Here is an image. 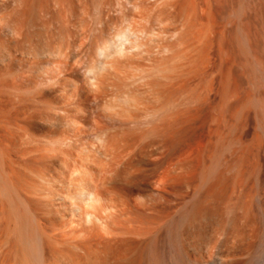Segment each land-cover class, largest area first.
<instances>
[{
  "label": "rangeland",
  "instance_id": "374dc122",
  "mask_svg": "<svg viewBox=\"0 0 264 264\" xmlns=\"http://www.w3.org/2000/svg\"><path fill=\"white\" fill-rule=\"evenodd\" d=\"M29 49L40 54L33 52L34 55H32V53H29ZM77 79H80V81ZM93 81L98 82V85L93 83L98 88L90 84ZM167 86V89H169L167 91L168 94L165 92ZM127 92L133 97V100L130 99L131 97L126 98L133 101V104H131L128 100L129 104L132 105L127 104L129 110L133 108L136 98L139 99L138 101L136 100L139 103L140 100L142 102H144L143 99L147 100V97L150 99L153 96L154 98L152 99H155V96L158 97V95L167 97L170 95V99L177 96L181 99L180 102H183V104L180 103L181 105L179 103L171 105L173 112H177L174 108L180 105L177 108L179 110L182 108L177 112L179 114L181 112L180 116H184L182 114L184 110L185 113L186 111H190V113L187 112L188 115L186 116L185 114L186 117H182V119H185L182 120V122L184 121L183 125L180 120H175L176 122L180 121L181 125L177 126L174 133L172 132V137L168 135L171 131L167 134L168 138L166 135V139H169L167 141L164 139L165 135L163 137V134L173 128L170 129L169 127V130L165 128L170 126L171 120L173 119L174 121L177 113L170 112V115L174 114L171 120V117H167L169 114L164 115L163 118L162 113L165 112L164 110L167 109L168 105L166 109H164V105L162 106L163 112L160 114L164 120L167 118V123L163 124H168V118L170 123L160 131L159 126L161 125L158 124L161 120L158 119L160 115L158 108V117L156 116L158 120L156 121L155 119V121L156 123L159 122L157 124L158 130L162 135L158 137V140L160 138L162 141L159 140V142H163L166 146L158 141L160 146L158 144L155 145L156 141L153 137H157L151 132L153 137L150 134L148 135V133L147 135L154 142L149 140L153 145L148 142L147 139L149 137L144 136V139L147 140H144L145 143L142 140H137L138 145L140 144L139 141L142 144L139 147L136 145L134 148L135 142L129 143V148L133 144L134 154L141 145L144 146L147 142L151 144H148L149 146H153V149L158 147L157 151H159V148L164 150L163 146L168 148H165L163 152L161 151L162 155L161 152L157 154L156 151V153L153 152L152 156L149 153L150 157H148L143 154L149 151V146H147L148 150L143 148L144 152L142 153L141 149L140 155L137 157L134 156L133 151L127 153L126 150L123 151V147H120L126 153L125 155L129 154L127 155L128 157L131 156V153L133 154L132 160H130L132 162L130 163L127 160L130 166H128V163L125 165L126 159L124 160V158L127 156L121 154L124 156H121L120 162L123 163V160L125 161L124 164L121 163L122 165L119 163L121 166L133 168L135 169L134 171L138 170L139 174L140 169H142L141 173H143L145 168V171L148 172L149 169L147 170V168L155 169V165L157 163L162 164L163 160L165 161L162 164L163 168H166V165L170 162L173 163L168 164L167 168L171 165V168H176V166H179L180 156H182L181 162L185 168H188V163L191 164L194 161L193 159H195L199 162L198 168H232L244 171L264 170V0H0V264L38 263V245L36 244H40V242L37 237L38 234L39 238L44 235L42 234L44 233L42 232L43 229L41 230V219L45 215L46 210L44 209H47L46 200L40 191L43 186V183H41L43 178L40 176L46 174V170L42 169L44 166L41 167V165H44L43 162L41 164L43 160L39 157H43V152L41 151L46 149L44 147L47 146V149H49V145L54 146L52 138L60 140V145L64 143L65 145L61 146V148L64 147L63 149H66V145L69 144L70 140L73 142L75 140V144L70 142L68 150L72 145L79 147L82 144L81 148L85 147L82 149L83 151L81 148L77 150L84 153L87 151V154L88 150L94 152L95 146L100 147L99 145L103 144L100 143L102 141L108 144L112 136L116 134L119 137H123L122 139L119 138L122 143L123 139L129 141L127 137L131 140L130 137L134 133L130 136L128 134L135 131L130 127L134 125L138 128L143 121L137 120L139 124L137 125L136 122L135 125V122L129 119L130 122L128 123L125 122L126 119H123L125 124H121L123 121L120 118H123V115L117 114L120 116L118 118L117 115H108L110 110L113 109L110 107L117 101H121L122 98L118 97L124 93L128 94ZM61 93L66 94L60 96ZM162 97H159L157 101L155 100L157 105L155 101H151L150 104L153 102L154 106H152L156 109ZM100 98L101 102L102 100L104 102H102L103 105H111L110 107L108 106L109 110L105 107L103 109L100 108L103 105L98 106L96 102H100ZM95 99H97L95 101L96 105L90 103L94 102ZM170 99L165 98L163 102ZM87 100L89 103L86 102ZM125 101L123 100L124 104L128 103ZM172 101L174 103L177 102ZM47 102L50 105L53 103L51 106L48 105V110L52 107L55 109L48 112ZM55 102L59 106L58 109L63 107L62 112L66 111V114L63 115L60 110L63 116L60 113H56L59 111L56 109L58 106L56 104V107L54 106ZM75 102L78 109L75 107ZM70 103L73 105H70ZM123 103L122 106L124 107ZM166 103L164 104L166 105ZM44 104L46 105L44 106ZM61 104L62 106H60ZM139 104L141 105V102ZM139 104L136 105L135 103V106ZM145 104L143 103L144 106ZM143 105H141L143 109L138 106L136 110L140 108L143 110V114L144 112L148 113L147 107L144 108ZM89 106H92L91 108L93 109H100L92 111ZM182 106L185 108L187 106V110ZM153 107H148L149 111ZM44 108L45 110H43ZM72 108L77 109V111ZM115 108H118L116 110L120 111L121 114L127 115L125 113L126 110H120L119 106ZM79 109L83 110L79 112ZM169 109L170 107L167 109L168 112ZM151 111L153 112V110ZM101 112L103 113L101 114ZM137 112L139 110L135 113ZM45 113L48 115L47 117ZM67 113L69 115L72 114L71 117L73 116L74 120L76 119L75 121L79 120L81 124L87 125L83 128L85 137L81 136V133L80 138L74 135L73 126H78L79 123L75 124L74 120L70 118L74 125L72 126L73 122H68L69 124H67V118L69 117ZM93 113L95 114L93 115ZM110 113L112 114L113 112ZM154 113L152 114L155 117L157 113L155 111ZM98 114H101L100 117L103 119L104 125L108 124V128L103 125L102 127L100 124L101 130L105 128V133H103L104 131L100 132L103 135H101V140H99L100 135L96 137L100 144L95 139V134H99L98 131L100 130L92 129L95 132H91L92 127L89 126L93 119L94 121L100 119ZM140 114V118L143 120L142 111H140ZM56 115L62 117V119L59 121ZM65 115H67V118L64 117ZM92 116L93 119L91 120ZM106 116L107 118L110 117L111 122L106 119ZM180 116L176 119H179ZM148 117H150V113ZM44 118H47V121ZM53 118V123L55 121L62 123L66 118L67 121L63 122L66 126L64 125L63 128V123L62 126L56 124L59 122L49 124ZM117 119L120 120L119 124ZM147 120L146 122L149 123L155 122L154 120L151 122ZM43 122L48 123L45 125ZM113 122L115 123L113 124L114 126H112ZM176 122L175 125H177ZM94 123L92 122V124ZM149 123L147 127L152 125ZM83 125H80V127ZM175 125L171 126L174 127ZM111 126L113 131L110 130ZM147 127L145 126L144 128L146 129ZM137 128L136 130L141 133L143 127H141L142 129L140 127ZM106 129L108 130L106 131ZM155 129L153 127L151 130ZM58 130L68 136L61 135ZM109 130L113 133L106 141L103 137L106 136V133L110 136ZM146 130L143 131V135ZM158 130L156 131L157 133L159 132ZM49 133L51 135L54 133L53 137ZM55 133L58 134L56 135ZM138 134L136 137H139ZM90 136L92 137L90 138ZM72 137L77 138L72 139ZM93 137L94 140L92 139ZM44 138L47 140H44ZM66 138L69 139H67L68 143ZM85 138L86 140L89 139L88 142L93 140L92 145L94 146L92 148H95L94 150L90 148L92 142L86 145L88 142L86 141L87 143H85V140L83 141ZM115 138L116 136L114 140ZM76 139H80V141L77 142ZM47 141L50 143L52 141L53 144ZM111 141L113 143V139ZM120 141L118 140L119 143H121ZM118 142L117 144L120 146ZM123 144L126 146L127 143ZM110 145L109 147H112ZM86 146L90 149L86 148ZM58 147H60L59 144ZM118 148L112 147L111 149L120 150ZM170 148L174 150L172 151ZM50 149L47 153L50 152ZM153 149L149 152L153 151ZM92 151L89 154L93 153ZM168 151L170 155L167 153ZM196 151L200 152V155L198 153L196 156ZM95 152L93 155H100V153L96 154ZM50 153L49 155L51 156L53 153ZM185 153L189 154V156ZM156 154L159 155L158 159ZM60 155H62V158L63 154ZM135 155H138V153ZM183 156L193 159L188 162ZM202 156L205 159H202ZM139 157L142 158L139 159ZM98 158L102 159L101 156H98ZM102 160L100 161H105V159ZM174 160H177L175 161L177 163ZM183 160H187V162L184 163L185 161L183 162ZM51 161H53L52 157ZM196 161L192 164L195 165ZM49 163L47 166L49 169L48 174L52 171L51 174H53L55 172L54 168H52L54 167L53 162L50 163L53 166ZM194 165H190L191 168H197ZM77 166L78 168L81 167V165L79 167L78 163ZM77 166H72L71 164L72 170H70V166L68 167L70 168L69 170L62 167L64 169L61 174L58 173L57 181H54L56 185L54 182L52 184L56 188L60 186L57 189L62 192L63 189L71 188V185L76 181L72 175L69 179V175L72 173L71 171L77 169ZM162 166L157 169H161ZM179 167L183 168L181 165ZM65 169L68 171L66 170L67 172H65ZM42 170L45 174L42 173ZM80 170L82 171L83 168ZM80 170L78 169L79 172ZM132 170L130 172L133 175ZM63 171L67 174L64 173V175ZM118 172H121L120 169H118ZM121 174H118L119 177ZM125 174L123 173L124 176ZM135 174L136 176L138 175L137 172ZM124 176L120 178L123 179ZM127 177L129 179L132 176L129 175ZM241 178L243 177L231 179L228 181L227 186L234 188L233 184L237 183L235 186L238 185L237 188L239 189L245 183L255 181L253 176H244L243 181L240 183ZM252 178L253 181L251 180ZM60 179L61 182H59ZM114 179L111 177L112 183ZM118 179H115V184L120 181ZM124 179H126V176ZM235 179L236 181L234 182ZM261 181L264 183V176L261 177ZM59 183L62 184L60 185ZM63 184L65 188H63ZM67 184L70 186H67ZM224 186L227 188L226 185ZM227 189L230 190L229 188ZM40 193L43 195L44 200H42ZM43 203H45V207ZM48 205L50 212L53 211L54 209L51 210L53 207L50 204ZM50 212L48 216L52 217L53 212ZM29 226L36 231L35 235L37 234L36 240H32L35 241L32 242L33 250L27 245L29 242H25V232Z\"/></svg>",
  "mask_w": 264,
  "mask_h": 264
},
{
  "label": "bare ground",
  "instance_id": "6f19581e",
  "mask_svg": "<svg viewBox=\"0 0 264 264\" xmlns=\"http://www.w3.org/2000/svg\"><path fill=\"white\" fill-rule=\"evenodd\" d=\"M29 51H30V49H29ZM31 51L29 53H32V55H34L33 52L37 53L34 50H31ZM37 54H40V53L38 52ZM37 54H35V55L37 56ZM36 56H34V57H36ZM79 78H80V76H79ZM77 80L80 81V79H77ZM90 81H92V80H90ZM93 83L97 84L98 82L93 81L90 84L92 85ZM183 84H184V82H183ZM181 86H182V84H181ZM94 87H96V86L94 85ZM96 88H98V87H96ZM167 88H168V86L165 89H167ZM171 88H173V87H171ZM63 89H65V88H63ZM90 89H92V87H90ZM168 90L169 89H167L165 91L167 94H168V92H167ZM63 91H65V90H63ZM92 93H90V94L92 95ZM125 93L123 94V95H125L124 96L125 98L123 97V95H121L122 97L120 95H119L120 97H118V96L117 97L122 98L121 99L122 103H123V100L124 101L126 100L125 102H128V100H129V102H131V104H133L132 103L133 97H131V95L128 92H127L128 94H125ZM166 93H165V95H167ZM65 94L66 93H64V94L61 93L60 96L61 95L64 96ZM93 94L95 95V93H93ZM177 94H179V92H177ZM94 95H92V96L94 97ZM128 95H130V96H128ZM154 96H155V94H154ZM162 96H159V95H158V97L155 96V99H152V98H154L153 96L150 99H148V97H147V100L143 99L144 102H142V100H140L141 105H143V103L144 104L146 103L148 105V106L146 104H145V106L143 105L144 108L147 107V112H148V113L144 112V114L146 113L145 116H144L143 110H142L143 107H141V105L139 104L140 102L139 103L137 102L139 100L137 98L134 100V102L136 103V105L139 104L140 106L139 105L138 106L141 107L142 109L139 108L136 110V107H138V106H135V103H134L132 109L129 107L130 110L133 112H131L128 109L127 104H129V102L126 104L123 103L124 107L122 106L121 101L120 102L117 101L118 103L116 101H114V102H116L115 103L116 105L115 104H113V106L110 105L111 107L108 104V106L110 108H113L110 110V112H113V113L111 114L109 112L108 115H110V116L117 115V114H119L120 116L123 115V118L121 117L120 120L123 121V119H126L127 121L125 120V122H127V123L130 122L129 120H131L132 122H135V125H136V122H137V125L139 124L137 120L143 121V123H141L139 125V127L140 128L143 127V129L141 128L142 129V131H141L142 134H141V133H139L140 131L136 130L137 126H134L133 124H129V125H133V126H131V127L129 126V127L133 128V130L135 132H129V130H128V132L130 133V134H128L129 136L133 133L134 134L132 137H130L131 140L129 139V137H127L129 141H127L126 139H125L126 140L125 141L123 139V143L128 144V145L126 144V146H125L122 143V140L120 141V139H122L123 137H121V136L119 137L116 134L115 135L116 136V138H115L116 142H115V140H114L115 136L114 135L112 136L111 133H113V132H110V130L113 131L112 130V128H113L112 126H114L113 124H115L116 121L119 120V119H117L116 121H114L115 123L114 122L112 123L111 129L109 130L110 136L108 135V133H106V136L107 135L108 136L103 137L104 140H106L112 136L113 143H112V141H111L112 139H111L110 140L111 145L109 144V142H110L109 140H108L109 141L108 144L110 146H112L113 148H116V149L118 147L119 148L123 147L124 148L123 151L126 150L127 153L133 151V149L135 148L136 145L139 147V145L142 144V142L145 140L144 136H146L148 138L149 134H150V136L153 137V135H154L157 138L153 137V139L156 141L154 143L152 141V139H150V137H149V139H147L145 137L148 140V142H150L149 140H151L155 145L156 144L159 145V143L164 145L163 142H159L160 138L158 140V137L162 136L160 131H162L164 126L167 127L166 125H169V123H170L169 118H168V124H165V125L163 124V123H167L166 116H165L166 120L163 119L164 115H167V114L170 115V112L175 113V114L177 112H179L182 108L180 110L177 108H179L180 105L183 104V102L181 103L180 102L181 99L177 96H175L177 99L175 97L173 99L172 98L170 99L169 98L170 95L168 97L163 96L164 98ZM129 97H131L130 98V99H132L131 101H130V99H128V100L126 99ZM159 97H162L163 99L168 98L171 101L166 100L165 102H163V99L160 98V102L162 101L163 104L161 102V106H160L159 105L160 102L158 101L159 102L158 106L155 109V107H153L154 103L152 102L150 104V102L155 101V100L157 101V99L159 100ZM62 98H64V97H62ZM97 99H95L94 102H90V103H94V105H96L95 101ZM172 100H174L175 102L177 100H179V101L174 103ZM90 101H91V99H90ZM148 101H149L150 106L153 107L152 109H150V111L148 108V107H150L148 104ZM156 101H155V104L157 105ZM56 102H58V101L56 100ZM56 102L54 103V106H55V104L57 105ZM76 102H75V107L77 108L78 106H76ZM86 102H88V100ZM100 102H101V98H100ZM100 102H96V103H98V106H101L104 103L103 100H102L103 103L101 102V104H99ZM164 103H166V105ZM177 103H179V104L181 103V104L179 106H176V108H174V110H177V112H175V111L173 112L172 106H173V104L176 105ZM45 105L46 104H44V106ZM48 105L51 106V105H53V103L50 105L47 102V111L48 112H49V110L51 111L52 109H55L54 107H52L51 109L48 110ZM70 105H73V104L70 103ZM90 105H93V104H90ZM104 105L100 108L103 109V107H105L107 110L110 109V108L108 109L107 104H104ZM163 105H164V109H166L167 105L170 107L169 112L167 110L169 108L168 106H167V109L164 110L165 111L164 113L168 112L166 114L162 113L163 112V107H162ZM60 106H62V104ZM63 106H65V105H63ZM116 106H119V108H120V106H122L123 109L121 107L120 110L121 109L124 111L126 110L125 113H127L128 116L127 115L125 116L124 114H121L120 111L116 110V109H118V108H115ZM130 106H132V105H130ZM65 107H67V106H65ZM70 107H73V106H70ZM83 107H84V105H83ZM91 107H90V109H92V111L100 109V108L97 109L96 107H94L96 109H93ZM182 107L186 110L188 108L187 106H186V108L184 106H182ZM58 108H59V106L56 109L58 111L60 110L62 112L63 107L61 109H58ZM105 108H104V110H105ZM158 108H159V112L157 110ZM72 109H75V108H72ZM77 109H75V110L77 111ZM83 109H81V110H83ZM160 109H161V112H160ZM43 110H45V108ZM81 110L79 109V112H81ZM104 110H102V111L105 112ZM135 110L136 111L139 110V112L135 113L136 112ZM151 110H153V112ZM47 111H45V112H47ZM60 111L56 112V113H60ZM140 111H142L143 120H142V118H140L141 117ZM154 111L156 113L158 112L159 114L162 113V115H163V118H162L161 114L159 115L158 119L161 120L160 123L158 122L159 124L156 123V121L158 120V119H156L158 117V113L154 117V115H153V114H155ZM73 112H75V111H73ZM88 112H89V110H88ZM103 112H101V114ZM187 112L188 111H186V113H185V110H184V112H182V114L184 116H180L181 112H180V114L177 113L175 116H177V117L180 116V118L176 119L177 117H174V121L180 120L182 125H183L184 121L182 122V120L184 118L182 119V117H186L188 115ZM62 113H60L61 116L66 114V111L63 113V115H62ZM105 113H107V112H105ZM149 113H150V117L153 116L152 117L153 119L148 117ZM188 113H190V111ZM94 114L95 113H93V115ZM101 114L100 115L98 114V116H99L98 118H100V119L99 120L95 119L96 121H94L93 116H92V118L90 117L91 120L93 119L92 122H95L94 124H92V122H91L92 126H91V124L89 125L90 127H92L91 132L94 131L95 129L100 130V131H98L99 134L98 133L95 134L96 135L95 136L96 141L98 139L96 137H99L97 135H100L99 140H101L102 133L100 134V132L104 131L103 133H105V130H104L105 128H103V130L100 129L103 126H105L104 123L102 122L103 119H101V117H100ZM185 114H186V116H185ZM45 115H46V113H45ZM58 115H56V116L58 117ZM71 115L68 114L69 119L67 118V115L64 116L68 120L67 121L66 118L64 120L65 122L67 121L66 122L67 124L73 122L70 120V118L72 120H74V117L73 116L71 117ZM78 115H79V113H78ZM105 115H107V114H105ZM119 115H117V118L120 117ZM169 115L167 117H171L170 118V120H171L173 118L174 114L170 115V116ZM47 116L48 115H46V117ZM107 116H106V119H109V122H111L110 117L107 118ZM146 116H147L148 120L150 118V120H149L150 122L153 120L155 121V119H156V121L154 123L153 122H151V123L146 122V120H147V118H145ZM51 117H52V115H51ZM58 118H59V121H60V119H62V117H60V116ZM46 119L44 118L45 121H47ZM114 119H116V118H114ZM49 120H51V119H49ZM75 120H74L75 124L79 123L80 125H83V124H81V122L78 119H77L78 121H75ZM120 120L117 121L118 124L120 123ZM53 121H54V118L52 119V122L50 121L49 124L53 123ZM59 121H55L54 123L59 122ZM163 121H166V122H163ZM174 121L172 119L171 120L172 123H170V126L165 128L168 130H169V127H170V129L171 128H173V129H171L169 131L163 130V131H166L165 133L163 132L164 134L162 133L163 137L165 135L164 139H166V135L168 133H170V131H171V133L168 135H170L172 137V135H173L172 132L174 133L175 130L177 129V126L181 125V123H179L180 121L179 122L175 121L177 123V125H175ZM74 122L72 123V126L74 125ZM40 123H42V122H40ZM47 123H44V124L46 125ZM62 123L59 122L56 124L62 126ZM105 123H107V122H105ZM144 123H146V124L144 126H142ZM148 123L152 124V125L151 126L148 125V127H147ZM79 124H78V126H76V125L73 126L74 135H76L77 137L79 136L78 138H80V133H81V136L85 137V135H84L85 132L83 133V131H84L83 128L86 124L81 126V127ZM100 124H101V126L102 125L103 126L101 127ZM121 124H125L124 121ZM154 124H155V126H154ZM157 124L161 125V126H159L160 128L158 127ZM64 125L66 126V124L63 123V126H62L63 128H64ZM107 125L108 124H106V126H105L106 128H108ZM171 125H175L174 127H176V128H174ZM145 126L148 128V129L146 128L147 130L144 128ZM151 127L152 128L154 127V129L157 127L156 128L157 130H158V128H159V130L161 129L160 131L158 130L160 133L159 132L157 133L156 129L151 130L152 129ZM67 128H69V127H67ZM92 129H94V130H92ZM144 129L146 130V132L143 135V133H144L143 131H145ZM64 130H66V129H64ZM88 130H90V129L88 128ZM107 130L108 129H106V131ZM62 131H63V129H62ZM130 131H131V129H130ZM136 131H137V133H136ZM63 132H60V134L62 135ZM151 132L153 135H151ZM147 133H148V135H147ZM55 134L57 135L58 133H55ZM137 134L139 137H136ZM52 135L50 134L51 137H53ZM63 135H65V134H63ZM70 135H71V133H70ZM168 135H167V138L169 137ZM42 136H44V135H42ZM45 136H46V134H45ZM66 136H68V135H65V137ZM92 136H94V135H92ZM92 136H90V138ZM122 136H124V135H122ZM61 137H60V139H61ZM77 137H74V138H77ZM133 137H135V138L132 139ZM54 138H55V136H54ZM74 138L72 137V139H74ZM103 138H102V140H103ZM138 138H140V139H138ZM45 139L46 138H44V140ZM67 139L68 138H66V140ZM92 139L94 140V137ZM117 139L121 143H119ZM68 140L66 141L67 143L69 142ZM76 140H77V142L80 141V139H76ZM84 140H85V143H87L89 141V139L86 140V138L83 139V141ZM132 140H134V141L132 142ZM137 140H142V142L139 141L140 144L138 145V142H136ZM147 140H145V141H147ZM170 140H172V139H170ZM52 141H54L53 142L54 146L57 144V146H55V147L53 145H51L53 147H51L49 145V147L51 148V149L49 148L50 152L53 154L50 156L49 155L50 152L47 153L49 150V149H47L48 146L47 147L43 146L44 148H46V149H43L46 152L42 150L41 152H43V153L45 152V153H44V155L42 153L43 157L39 156L43 160V161H41V164H42V162L44 163V165H41V167L44 166L45 168L43 167L42 169L46 170V174L42 170V173H44L45 175L40 176L41 178H43V179H41V181H42L41 183H43L42 184L43 186L40 188L41 189L40 191H41V193H43L44 198L46 200L45 203H47L46 204L47 209H44V210H46L45 213L43 212L45 215L42 216V219H41L42 220L41 221V223H42L41 224L42 225L41 230L43 229L42 232H44V233H42V234H44V235H43V237L40 236V238H39V234H38V237H37V239H39L38 241L40 242V244H36V245H38V251H37L38 252V255H37L38 263L37 264H264V183L261 181V177L264 176V170L244 171V170H237V169L234 170L232 168L231 169L230 168H225V169H223V168H201V167L198 168L197 165H199V162L196 161L195 159L191 158V157H190V159H193L194 161L197 162L195 164L197 168H195L194 167L195 165L192 164V163H195L194 161L191 162V164L188 163L189 165L188 164L187 165L189 167L185 168V166L182 165L183 163L181 162L182 156H180L181 161H179V166L181 165L183 168H180L179 166H176V168L175 167L171 168L172 165L170 167L168 166V168H167V165L172 164L173 162H170L167 165L165 164L166 168L165 167L163 168L162 164L165 161L162 160L163 163L162 164L157 163L156 165H159V164H161V165H159V166L155 165V167H154L155 169L147 168V170L149 169L148 172L145 171V169H146L145 168V169H143L144 170L143 173H141L142 169H140L139 171H140L141 175H139L140 173L138 174V170L134 171L135 169H133V168H129V167L126 168L127 166L124 167V165L121 166L122 164H124L125 161H126L125 165L127 163L129 164V162H127V160L128 161L132 160L131 158H132V155L134 154V151H133V154L131 153L130 154L131 156L128 157L127 155H129V154L125 155L126 153H124L121 148H120L121 151L115 150V149L112 150L111 149L112 147H109L107 142L104 143L105 141L100 142V143H103V144L99 145L100 147L95 146L96 149L92 148L94 145H92L93 142L90 141V142H92L91 143L92 146L90 148L93 150L95 149L96 152L95 151L94 152L96 154L100 153V155H98V154L97 155L99 157L101 156L102 159L104 156L105 161H103L104 159L102 160L101 158H98L97 155H93L94 152L92 150H88V154L91 151L93 152L89 155L86 153L87 151L85 149L84 150L86 151L85 152L86 154L84 152H81L80 150L78 151L77 149L81 148V145H82L81 142H80L81 145L79 144L80 145L79 147L77 145L76 146L72 145V146H70L71 148L68 150L70 142H73L72 140H70L69 144L66 145L67 146L66 149H63L64 147L61 148V146L64 144V143L62 144V140H61L62 145H60V142H59L60 140H54L52 138ZM52 141H51V143L49 141H47V142H49L50 144H53ZM55 141H57L58 143ZM83 141H82V143H84ZM145 141H144V143H145ZM160 141H162V140H160ZM163 141H165V140H163ZM47 142H45V144H47ZM74 142H75V140H74ZM77 142H76V144H77ZM90 142H88L86 145H89ZM117 142L120 144V146H118ZM134 142H135V145L133 146V144H132V146L134 148L131 146L130 148H132V150H130L129 143H134ZM148 142L144 146L141 145L139 150L135 152V154L138 153V155L134 154V156L138 157L140 155L139 152L141 151V149H142V153H143L144 152L143 150L145 148L147 149L148 148L147 146L152 144V142H150L151 144ZM85 143L83 144L84 146H85ZM97 143L100 144L98 141H97ZM97 143H96V145H97ZM114 143H115V145H114ZM58 144L60 147H58ZM175 144H174V146H175ZM164 146H166V145H164ZM164 146H163L164 150H165V148H168V147L164 148ZM176 146H177V144H176ZM138 147H136V148H138ZM150 147H152L151 149H153V146H149V148H148L149 151L151 150ZM161 147H162V145H161ZM83 148H85V147H82L81 150ZM86 148H88V146H86ZM90 148H88V149H90ZM127 149L130 151H128ZM154 149H156V150L154 151ZM154 149H153V151H151L152 153L149 151L148 152L146 151L143 154H145V156L147 155L148 157H150V155L152 156L154 154L153 152L156 153V151L158 150V147H154ZM175 149H176V147H175ZM73 150H75V151H73ZM164 150H162V148L161 149L159 148V151H157V154H158V152L160 153L161 151L163 152ZM170 150L173 151L174 149L170 148ZM169 151L167 153L170 155ZM184 151H185V149H184ZM162 152H161V155H162ZM149 153H150V155H149ZM187 153H189V152H187ZM187 153H185V154H187ZM198 153L200 155V152H197L196 156ZM60 154H63V157L65 156V158H63V157L61 158L62 155H60ZM121 154H124L125 156H127L126 158H124V160L125 159L126 160L125 161L123 160V163L120 162V160L122 159L121 156H124ZM143 154H141V155L145 158V156ZM171 154H172V152H171ZM187 155L189 156V154H187ZM199 155H198V157H200ZM154 156H153V158H154ZM158 156L159 155H157V159H158ZM188 156H186V157L183 156V158L185 157L188 160V162H190L189 161L190 159L187 158ZM192 156L194 157V155H192ZM51 157H52L53 161H51ZM137 157H135V158H137ZM198 157H197V159H198ZM135 158L133 159V163H134ZM140 158H142V157H139V159ZM153 158H152V160H153ZM203 158L204 157L202 156V159ZM99 159L102 160L103 162H101ZM177 159H179V157H177ZM137 160H138V158H137ZM187 160L186 161L183 160V162L185 161L184 163H186ZM49 161L53 162L52 164L54 165V167H52V168H54L53 170H55V172L53 174H51L53 172L52 170H51L52 172L48 174L49 169L47 166H48ZM168 161H170V160L168 159ZM175 161H177V160H174V162ZM131 162L132 161H130V163ZM77 163H78L79 167L81 165L80 168H78ZM119 163L120 164L122 163V164L120 165ZM175 163H177V162H175ZM200 163H201V161H200ZM52 164H50V165H52ZM71 164H72V166H74V165L77 166V169H75L74 171H71L72 173H70L69 179L72 175L73 177H75L76 182L73 184L71 183L72 187L68 188V189L67 188L63 189V188H65V186L63 184L64 187L62 188V186H61V188L63 189V192L59 191L57 188H59L60 186L56 188L52 184V182L57 181L58 173L61 174V172L64 168H67L69 170L71 168ZM203 164H205V163L203 162ZM115 165H116V168H115ZM117 165H119L118 166L119 168L117 167ZM190 165H194L193 166L194 168H191ZM69 166H70V168H68ZM128 166H130V164ZM160 166H162L161 169H157V168H160ZM62 167H64V168H62ZM120 167L122 168V170ZM49 168H50V166H49ZM82 168H83V170L81 171L80 169H82ZM67 169H65L64 171L67 172L68 171ZM73 169H74V167H73ZM78 169L80 170V172L78 171ZM118 169H120L122 174H121V172L117 173ZM70 170H72V168ZM124 170H125V172H124ZM130 170L133 171V175H132V172H130ZM64 171H63V174L65 173ZM126 171L128 174L130 173L129 174L130 176H132L129 179L127 177L129 175L126 173ZM135 172H137V174H138L137 176H136ZM119 173L121 174L120 177L124 176L123 173L124 174L126 173L125 174L126 179H124L125 176L123 177V179L120 178L118 175ZM65 174H67V173H65ZM116 176H117V178L120 179V181L118 179L119 182L117 181L118 182L117 184H115L116 182L114 183V181H116L115 179H117ZM240 176L243 177V178H241V181H239L240 183L243 181L244 176H248V177L253 176L255 178V181H253V178H252L251 180L253 182L245 183L242 186L240 185L241 187L238 189L237 188L238 185L235 186V184H237V183H234L236 181V179H235L233 182L234 188H230V186L229 187L227 186L228 181H230L233 178L240 177ZM63 177H65V176H63ZM111 177H112V179L115 178L113 180V183H112ZM246 178H245V180L248 179V178L247 179ZM73 180H74V178H73ZM62 181H64V180H62ZM72 181H70V182H72ZM59 182H61V179ZM65 182H66V180H65ZM54 184H55V182H54ZM224 185H226L227 188H229L230 190L225 188ZM67 186H70V185L67 184ZM232 189H235L236 191L232 190ZM43 195L41 194L42 200H44ZM45 203H43V206ZM48 204H50L53 207V208H51V210L54 209L53 211L50 212V210L48 209V206H49ZM49 212L50 213L53 212L52 217L48 216ZM32 228H33V226H32ZM26 230L27 231L25 232L26 233L25 242L26 241L29 242L27 245H29V247L32 248V246H33L32 242H35L32 240H36L35 238H36L37 234L35 235L36 231L32 230L30 226ZM30 244H31V246H30ZM32 250H33V248H32ZM37 252L35 251L36 254H37Z\"/></svg>",
  "mask_w": 264,
  "mask_h": 264
}]
</instances>
